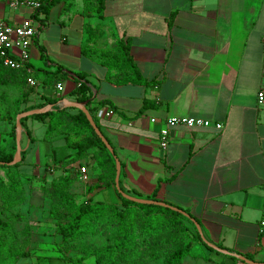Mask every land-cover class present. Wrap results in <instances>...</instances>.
I'll return each mask as SVG.
<instances>
[{
	"label": "crops",
	"instance_id": "0c3cea01",
	"mask_svg": "<svg viewBox=\"0 0 264 264\" xmlns=\"http://www.w3.org/2000/svg\"><path fill=\"white\" fill-rule=\"evenodd\" d=\"M8 2L0 0V21L34 19L31 9H13ZM81 12V0L62 1L42 23L35 20L39 34L30 45L31 72L61 67L66 76L49 85L35 74L29 104L46 98L74 101L72 75L83 73L93 102L114 112L99 118V125L120 163L123 190L188 211L209 243L264 263V100L257 101L264 91V0H107L100 16ZM86 25L101 27L99 49L129 38L130 55L148 84H112L106 67L81 54ZM182 116L220 123L222 130L173 127L166 149H160L164 121ZM35 122L27 119L21 126V164H34L31 157L41 142L47 159L51 151L70 153L61 138L44 141L45 123L38 122L44 134L36 138ZM10 131L11 125L1 121L5 154L15 144ZM91 162L88 157L79 167L88 174ZM96 174L91 172L90 182ZM204 248L196 244L191 254L208 257L206 264H240Z\"/></svg>",
	"mask_w": 264,
	"mask_h": 264
},
{
	"label": "trees",
	"instance_id": "16d2710c",
	"mask_svg": "<svg viewBox=\"0 0 264 264\" xmlns=\"http://www.w3.org/2000/svg\"><path fill=\"white\" fill-rule=\"evenodd\" d=\"M38 1L40 7L34 11L33 17L42 23L52 6L62 1L74 0ZM81 1L82 16H100L107 0ZM40 15L42 19L39 20ZM173 15L174 13L170 15L168 25H171ZM84 31L86 39L81 54L106 67L108 80L112 84H148L141 77L130 55L129 38L117 39L109 48L99 49L96 42L102 36L101 27L86 25ZM35 74H41L43 82L49 85L60 82L63 76H66L61 67H57L53 73L33 72L32 77ZM72 79L76 86L70 96L75 102L86 103L85 107L98 130L113 149L102 133L96 115L97 111L105 106L93 102L89 82L83 73L73 74ZM33 92L34 87L27 84L24 70L6 68L0 61V99H3L2 102L6 105L0 114V122L6 121L11 125L10 136L13 140L15 141V118L19 113L52 105L53 108L49 112L25 117L20 120V124L23 126L27 119L45 123L44 141L50 142L54 138H61L66 148L70 150L69 154L61 157L51 151L49 156L53 168L50 170L51 173L49 172L52 174L50 180L46 179V171L42 177L33 175L25 178L28 184L37 182L40 193L49 201L48 218L54 222L55 234L60 237L61 249L64 252L78 254L76 257L64 258L66 263L86 264L87 260L92 259V264H151L162 259V264H181L186 257L195 258L191 250L196 244L203 245L222 258H229L233 263L241 262L235 257L221 255L208 248L200 239L192 221L198 225L199 222L188 211L159 201L188 215L184 217L169 208L137 204L124 199L114 187L113 156L95 135L85 116L76 109L61 108L58 103L63 100L62 98H46L41 104H29ZM14 153L15 144L8 154L0 151V162L4 163L0 165V171H4V178L0 176V200L3 210L13 209L24 200L23 177L16 170L22 163L24 154L21 152L20 161L8 166L7 163L13 160ZM113 153L115 155L114 149ZM88 157L92 160L93 166L98 165L99 172L93 182L84 183L83 194L87 197L78 201L79 196L74 189L80 177L79 170L73 166L79 167L80 162ZM44 165L46 167L48 164ZM119 187L121 192L130 195L120 184ZM109 190L115 194V201H93L94 194L106 193ZM97 235L104 236L103 245L94 246L88 243V239ZM29 238L28 228L15 232L10 221L3 219L0 214V264H16L19 259L29 257L27 250ZM217 247L227 250L220 245ZM244 257L254 261L251 256ZM204 260L209 259L204 257ZM219 264L225 263L222 261Z\"/></svg>",
	"mask_w": 264,
	"mask_h": 264
},
{
	"label": "rangeland",
	"instance_id": "374dc122",
	"mask_svg": "<svg viewBox=\"0 0 264 264\" xmlns=\"http://www.w3.org/2000/svg\"><path fill=\"white\" fill-rule=\"evenodd\" d=\"M32 50L39 59V55L41 54L38 48L32 45ZM34 64L41 65L42 61L34 62ZM3 99H0V114L4 107H6L5 103L2 102ZM33 135L36 138L41 139L44 134V126L38 122L34 123L33 126ZM42 143L38 146V153L36 156L31 157L33 163L32 165L20 164L16 170L22 174L23 180L22 185L24 188V200L22 204L14 207L13 209L3 210L1 208V200H0V214L3 219L9 220L12 229L15 232H18L24 228H28L30 230V238L28 241L27 250L29 252V257L21 258L17 261L16 264H68L64 261V258H72L78 256L75 252H64L60 247V237L55 234V226L54 222L48 218V209L50 206L49 201L42 196L40 190L38 188L39 184L37 182H31L30 184L26 183L25 178L33 176V174H37V177H42L46 174V179L50 180L52 174L51 169L52 162L50 159H47L43 156L42 153ZM0 145L2 146V140L0 139ZM0 146V147H1ZM58 156H63V152H59ZM50 157V156H49ZM48 160V165L45 167V163ZM93 162L87 163L88 166H91V172H99L98 165L92 164ZM48 169V170H45ZM88 170V169H87ZM46 171V172H45ZM91 172L87 174L86 183H90L92 181ZM0 176L4 178V171H0ZM84 183V182H83ZM78 182L74 191L78 193V201H81L83 198L87 197L83 194V186L84 184ZM110 197L106 195L104 192H99L93 196V201H104L111 202L116 200V196L113 192H111ZM130 194V193H129ZM132 197L143 200H153L152 198L140 197L135 194H130ZM173 206V205H172ZM16 215H18L16 218ZM88 243L94 246H101L104 243V236L97 235L94 238L88 239ZM206 249V248H204ZM208 252L213 255H218L206 249ZM193 255V254H192ZM195 258L186 257L181 264H206L204 261V257L193 255ZM230 260L229 258H226ZM231 261V260H230ZM93 260L89 259L86 261V264H92ZM163 260L159 259L151 264H162ZM240 264H244L243 262H238Z\"/></svg>",
	"mask_w": 264,
	"mask_h": 264
},
{
	"label": "built area",
	"instance_id": "2783aa9c",
	"mask_svg": "<svg viewBox=\"0 0 264 264\" xmlns=\"http://www.w3.org/2000/svg\"><path fill=\"white\" fill-rule=\"evenodd\" d=\"M8 4L9 7L13 9L19 6H25L32 11L40 7V2L38 0H9ZM38 34L37 22L33 18L19 24H8L0 21V61L6 68L24 70L26 73V82L31 87L36 86V81L32 77L31 68L28 65V58L32 39ZM56 90H61V84L56 85ZM263 100L264 91L260 90L257 94V101L260 104ZM58 104L63 108L62 102ZM112 114H114L112 109L101 108L97 111L96 115L98 118H108ZM173 127H184L187 129H205L212 127L218 131L222 130V125L220 123H213L206 119L186 116L170 117L164 121L163 127L159 131L158 145L160 149H166L168 145L169 129ZM78 170L80 180L86 183V167L81 166ZM261 225H264V222L261 223Z\"/></svg>",
	"mask_w": 264,
	"mask_h": 264
},
{
	"label": "water",
	"instance_id": "95a60500",
	"mask_svg": "<svg viewBox=\"0 0 264 264\" xmlns=\"http://www.w3.org/2000/svg\"><path fill=\"white\" fill-rule=\"evenodd\" d=\"M63 103V108H67V109H76L78 111H80L86 118V120L88 121L89 125L91 126V128L93 129L95 135H97V137L101 140V142L103 143V145L106 147V149L108 150V152L113 156L114 162H115V177H114V187L116 189V191L118 193L121 194V196L124 199H127L129 201H132L134 203L137 204H143V205H154V206H160L163 208H169L171 211L174 212H178L179 214H181L184 217H188V215H186L184 212L178 210L175 207H171L169 205H166L162 202L159 201H155V200H143V199H137L135 197H132L130 195H127L123 192H121L120 187H119V176H120V163L118 161V159L116 158V156L113 153V149L110 147V145L108 144V142L105 140V138L102 136L101 132L98 130L96 124L94 123L92 117L90 116L89 112L86 109V103H78L75 101H69V100H62L61 101ZM52 105H48L42 109H34L31 111H27V112H23V113H19L16 118H15V154L13 157V160L10 163H7L8 166H13L14 164H16L17 162L20 161L21 159V149H20V138H21V132H22V127L20 124V120L28 117V116H32V115H38V114H43L46 112H49L52 109ZM4 163L0 162V165H2ZM193 225L200 237V239L202 240V242L210 249H212L213 251L220 253L221 255H225V256H231V257H235L236 259H238L239 261L243 262L244 264H264V263H258V262H254L251 261L247 258H245L244 256H240L234 253H231L227 250L224 249H220L217 246L209 243L205 238L204 235L202 233V230L200 228V226L195 222L192 221Z\"/></svg>",
	"mask_w": 264,
	"mask_h": 264
}]
</instances>
